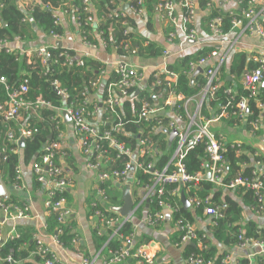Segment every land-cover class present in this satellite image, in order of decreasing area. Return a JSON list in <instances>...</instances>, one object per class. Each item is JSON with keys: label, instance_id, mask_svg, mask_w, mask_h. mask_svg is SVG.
<instances>
[{"label": "built area", "instance_id": "2783aa9c", "mask_svg": "<svg viewBox=\"0 0 264 264\" xmlns=\"http://www.w3.org/2000/svg\"><path fill=\"white\" fill-rule=\"evenodd\" d=\"M89 1L90 0H83V3L88 4ZM239 1L240 3H245L247 7L239 14L231 13L233 14L231 28L244 27L250 33L264 39V26L262 25V21H264V4L256 8L255 0ZM212 2L213 0H209L206 5V15L209 14L212 8ZM35 3L36 0H21V4L24 7H30ZM145 3L146 0H132L131 10L136 14H141L143 10H145ZM157 6L162 12V16L168 19L172 25L176 23L174 14L175 9L177 7L182 8L184 10V15L179 29L183 33L184 41L196 39V32L190 27L195 15L194 0H159ZM57 10L59 9H56L52 13L53 22L55 24H59V19L56 14ZM86 10L89 11L88 8ZM112 15L122 16L125 14L113 12L112 14L109 13L108 17ZM244 20L246 21L245 24ZM86 21L87 23H92V16L87 17ZM97 21L100 22V20ZM76 22L84 43L88 46L97 45V43L86 39L85 33L81 31V25L77 19ZM207 27L211 32L221 35L219 41L220 47L223 44H228L229 48L233 46L234 40L232 41L229 39L227 34L223 33L221 30L220 17H211L207 21ZM98 34L101 38V43L106 45L105 39L101 37L102 31H98ZM52 36L54 38L59 37L55 34ZM173 36L174 34L169 32L167 36L168 40H172ZM6 43V39L0 38V51L13 53L15 55V60H18L19 54L8 47ZM52 48L56 47L39 45L27 51H22L21 54L27 58L28 65L32 66L35 60H39L40 64L44 66L46 62L50 61V49ZM65 52L66 51H64L63 54L66 55ZM168 54L169 51H163L164 56ZM216 55L217 49H212L210 52L199 56L196 60H190L188 63V69L185 71L188 76L197 68H203L206 64V67L203 68L205 84L197 94V102L193 108H188V104L194 100L196 96L184 98L182 95L175 94L171 91L166 95L163 92L161 93V91L157 93L156 97L160 96L162 98L160 103L148 101L145 98L139 99L140 106L135 113L136 120L134 123L139 121L146 122L152 119L156 122V125L150 128L146 125V131L139 130V134L135 137L138 142V152L136 154H134L124 142L117 138L116 133L123 132L124 123L122 122L121 116L123 113L122 101L131 96L133 93H131V89L136 87V84L142 80L140 68L123 61H117L113 64L112 68L116 75V80L106 86V95L101 107L94 108L95 111L100 109L102 114L105 115L104 121L99 129L90 118L92 112L89 109L90 99L86 89L80 92V102L78 104H68L66 103V99L69 96L67 91L61 88L58 80L54 79L50 83L51 87L64 99L63 106L54 107L49 101L43 100L40 96L34 99L28 97V77L20 76V78H18V84L15 86L10 85L6 77L0 74V88L3 90L5 96L3 100H0V117L2 118L4 126L7 128L5 139L8 143L16 146V152H19V149H21L19 146L20 140L33 137L38 133V128L28 123H24L19 127L17 124V130L15 132L10 123L16 122L24 114L41 120V111L44 108L52 109L56 113L55 138L46 141L42 145L38 159L35 157L32 162L33 175L38 185L42 188L45 196L44 206L46 212L48 214H54L58 224H62L70 215V210L65 204L66 199L63 192L71 184V179L66 174L63 167L58 165L57 162L59 158L58 154L61 149L60 125L62 120L65 119V116L69 117L73 132L80 137L83 153L86 155L91 154L90 157L87 158L85 166L97 171V191L102 203L105 202V195L100 187L101 184L107 181H114L122 187V184L127 182L131 170L137 167L143 172L149 173L151 177L149 179L150 183L144 185L142 188L143 191L137 192L138 201L133 205V213L144 203H151L150 197L155 194H157L158 205L162 206L161 210L153 212L147 211L142 217V220L149 225H155L164 220V209L169 210V212L175 209L167 198H163L165 185L168 184H177V192L180 195V192L183 191L189 204L188 208H201L202 213L212 219V224H215V218L220 217L219 207L208 203L209 196L200 198L196 194H189L191 186L198 185L202 180L209 181L214 186L222 189H233L237 187L250 189L253 193L256 205L263 209L264 171L261 168L260 161H254V169L251 170L249 174L244 175L243 172L239 171L227 183H223L222 177L227 167V150L223 141L217 139L210 131L209 127L212 121H218L222 116L228 117L229 114H231L239 117L241 123L249 125L252 133L264 130V91H262V89H264V57L255 59V61L259 63L258 68L251 72H245L241 78L242 88L248 91V96L240 97L234 103L233 111V104L229 100L225 105L218 106L219 112L215 113L212 118H206L201 114L202 105L205 100L210 101L213 99L214 93L221 83L219 80V67L222 61H218L214 66H207V60ZM75 57L76 64L83 66L84 57L86 56L82 55ZM103 74L104 70L100 69L97 71L96 76L89 80L88 86L90 89H93L100 82V77L103 76ZM152 76L154 78L151 84L152 86L166 85V87H169L171 84L175 83L177 79V74L173 71H169L165 66H163L161 70L157 69L153 71ZM231 92L232 89L227 90V93ZM260 92H262V98L255 100L256 106L260 110L259 116L249 119L247 99ZM139 95L137 97H139ZM180 101H182L183 114L178 111L180 106L177 105V102ZM226 108H231V113H228L225 110ZM164 114L167 115V120L165 122L163 119L158 118V116H163ZM160 128L165 131L167 139L169 131L172 129L177 130V135L174 138V140H176V147L168 163L161 170H154L152 162H148L144 165L143 162L139 160V156L155 155V149L152 146L148 134L152 131L156 132ZM200 142L204 145L201 170L195 174H189L183 159L187 151ZM235 145L237 146L236 153H241L243 148L240 143H235ZM113 150L116 151L114 157L111 155V151L113 152ZM120 155H124L128 157V159L124 163V166L118 169L113 165L118 160H121L119 159ZM251 156L257 157L258 155L254 152L251 153ZM207 171L210 172L208 179L205 178ZM2 179L3 177L0 174V184L4 188ZM11 186L16 190L21 188L19 164L16 168L15 182ZM6 198L7 196L5 194L0 197V212L6 215H13L14 217H24L27 215V205L20 207L11 201L6 202ZM93 216L96 217L97 222H99L102 227L111 229V232L108 233L110 236H117L120 226L130 219V217H124L123 220H120L119 216H113L99 209H95ZM174 222L180 230V242H193L196 243L199 248H202L198 231L189 217H178ZM60 233L61 231L58 230L53 236L54 241L58 244H60L58 238V234ZM111 233L113 234L111 235ZM14 237H17V233L0 234V247L6 240L13 239ZM238 238L241 239V235L238 236ZM132 239L133 236L127 238L124 244L114 251L110 261L117 263L130 259L136 264H155V255L148 251L147 246L143 244L133 245ZM238 245L239 247H254L256 249L255 254L259 256L264 255V241L244 239ZM30 253L36 254L42 264H64L57 256L49 252L45 246L40 245L38 242H36L35 248ZM3 261L11 264H18V262L13 260L11 255H0V263ZM186 264H214V261L212 259L204 260L203 257L198 254H191L186 258ZM219 264H240V262L236 259L232 260L230 255L226 254L221 258ZM248 264H251L250 261Z\"/></svg>", "mask_w": 264, "mask_h": 264}, {"label": "trees", "instance_id": "16d2710c", "mask_svg": "<svg viewBox=\"0 0 264 264\" xmlns=\"http://www.w3.org/2000/svg\"><path fill=\"white\" fill-rule=\"evenodd\" d=\"M156 0H146L148 7L151 8ZM209 0H198L197 3L199 8H206ZM21 0H0V38L11 39L15 36H25L28 31V27L34 24L38 29L45 35H62V27L59 24L53 22L52 13L56 10H62L69 12L74 15L77 21L80 23L81 31L85 33L86 39L94 42L91 36L92 23H87L86 19L92 16L94 22V14L86 9L93 5L96 8L97 20H100L97 24V31H102L101 37L106 41V45L113 44L117 46L116 50L121 53H127L125 46L131 45L134 42L133 34L128 30L126 23L130 21V17L126 15H119L108 17L109 13L118 12L123 13L117 6L120 0H90L88 4L83 3V0H36V3L30 7L22 8L20 6ZM20 3V4H19ZM153 3V4H152ZM48 7H46V6ZM245 7V3H241V8ZM184 11V10H183ZM234 14V13H233ZM233 14L222 13L215 8H211L208 15H206V20L208 21L211 17L218 16L221 18V30L226 32L231 27V19ZM239 14V13H238ZM138 46L142 51L154 56L159 55L161 48L157 47L155 44L149 43L144 47L138 43ZM208 49H202L199 51L197 57L205 54ZM66 51V55L63 52ZM51 57L50 61L46 62L42 66L39 60H35V63L30 66L26 65L25 61L20 63L15 60V55L13 53H5L0 51V74L5 76L10 85H17L18 78L28 77L29 91L28 97L34 99L40 96L43 100L49 101L54 107L63 106L64 99L61 95L57 94L55 90L51 87V81L54 79L58 80L61 88L67 91L68 98L66 103H79L80 102V92L85 90V86H88V82L95 75V69L99 67V64L93 60L84 59V65L79 66L76 64L75 53L73 51L63 50L59 47L50 49ZM197 57H192L191 55H184L179 61L174 65L167 66L169 71H173L177 74L176 82L171 84L169 87L166 85L152 86V81L154 80L152 74L149 76L148 80V90H142L139 97H128L122 101V122L124 123L123 132H117V138L124 142L131 151L136 154L138 152V142L136 136L139 134V130L146 131V125L149 128L156 125L152 119L150 121H139L134 123L136 120V111L140 106L139 99L145 98L148 101L152 100V95L160 91L166 95L169 91L180 94L184 98L197 96L201 88L205 84V77L200 74L194 77L193 82H190V77L185 73L188 69V63L190 60H196ZM259 63L246 60L243 53L239 52L234 55V59L229 66L228 73L233 76L232 81L226 80L223 67L220 68L219 80L221 84L218 86L214 93L213 99L205 100L202 108L201 114L206 118H212L215 113L219 112L218 106L225 105L229 100L233 104L232 111L234 110V103L242 96H248V91L243 89L241 84L238 82L241 80V74L243 72H251L258 68ZM47 71V72H45ZM19 73V74H18ZM23 73V74H21ZM241 77V78H240ZM241 82V81H240ZM151 85V86H150ZM235 86L233 89L232 86ZM228 89H232L231 93H227ZM264 91V89H262ZM5 98L3 90L0 88V100ZM262 98V92L255 94L247 99L248 108V118H256L259 116L260 110L256 106V101ZM232 99V100H231ZM179 105L178 111L183 114L182 101L177 102ZM176 107V106H175ZM228 113H231V108L225 109ZM55 111L52 109H42L41 120L32 123V126L38 128V133L31 138H25L23 140V145L21 147L24 162H29L32 158L38 156L41 151L42 145L48 141L55 138ZM158 118L163 119L164 122L167 120V115L158 116ZM221 120V118H220ZM225 120V119H222ZM225 122L229 126H235L241 123L239 117L229 114L228 119ZM12 129L16 132L17 124L10 123ZM7 128L2 122L0 117V174L3 177V183L5 185H12L15 182L16 168L19 164V153L15 151L16 146L14 144L8 143L5 139ZM50 135V136H49ZM148 137L155 149V155H144L139 156V160L143 164L152 162L154 170H161L171 158L173 151L176 147V140H169L166 138L165 131L160 128L156 132H149ZM218 137V136H217ZM219 138V137H218ZM226 147V158L227 167L224 176L222 177V182L227 183L237 172L241 171L244 175L250 173L254 169V161L262 162L261 157L248 156V154H243L242 152L237 154V146L229 142L223 141ZM106 146V144H105ZM253 151V150H249ZM116 151H111V155L115 156ZM204 154V145L202 142L195 145L193 148L189 149L183 159L186 165L187 172L189 174H195L201 170V164ZM69 152H65L64 158L69 157ZM71 159V158H70ZM117 162L114 163V167L121 169L128 157L120 155ZM68 161V160H67ZM58 162V160H57ZM58 165L59 164L58 162ZM130 175L132 177L131 183V195L133 203L136 204L138 199L135 196L136 192L139 190L143 191V187L149 184V179L151 175L149 173L143 172L141 169L135 167L131 170ZM36 182V180H35ZM101 189L105 195V202L96 200L95 207H92L90 214L93 215L95 209L104 211L113 216H119V214L113 212L111 207L120 206L122 204V188L118 186V183L114 181H107L101 184ZM177 184L165 185V190L163 193V198H167L173 205L175 209L171 212V219L175 220L178 217H189L193 220V214L199 215L202 213L201 208L192 209L184 208L180 203L179 193L177 192ZM182 188V187H180ZM228 190L229 192H226ZM65 195V190L63 192ZM189 194H196L200 198H205L209 196V204L216 205L220 210V217L215 218V224L209 225L208 231L211 234L210 238L208 235L198 231L200 242L202 248H199L196 243H187L183 247V256L188 257L191 254H198L203 257L204 260L212 259L214 264H219L224 253L217 255L216 247L212 244V240L223 244L224 246H237L244 239H252L264 241V228H258L256 224L248 221L246 224H240L241 213L243 205L255 206V199L253 193L250 189L237 187L233 189H222L220 187L214 186L211 182L202 180L198 185L191 186V191ZM157 194L150 197L151 203L147 211L153 212L161 210L162 206L158 205ZM241 196L242 204L237 201L236 197ZM10 201L15 202L19 205L24 203L18 202L14 196H10ZM6 202H9L6 199ZM22 205V206H23ZM143 205L137 208L135 211L136 218L142 217ZM146 214V213H145ZM144 214V215H145ZM48 224V230L53 232L61 231L58 234V238L63 245H67L70 240L74 237L70 234V229L67 228L65 224H58L54 214L46 220ZM96 228L95 233L100 236L101 242L106 240L105 233L111 232V229L105 228L100 225ZM243 230V231H242ZM101 231H104L101 233ZM17 237L13 239L6 240L0 247V255L6 256L11 255L13 260L16 262H21L22 264H33L28 258L30 257V252L35 248L36 242L31 237V231L28 227H23L21 225L16 227ZM101 233V234H100ZM133 225L132 219L125 221L118 230V235L112 237L108 241L107 246L111 248L112 252L116 251L119 247L124 244V241L133 236ZM241 235V239L238 236ZM179 233L173 238V242L176 245H180ZM133 240V239H132ZM138 242L133 245H140ZM217 255V256H216ZM39 258V257H38ZM240 264H248L249 261L246 258L239 260ZM0 264H11L6 261ZM163 264V263H157ZM255 264H264V257H258Z\"/></svg>", "mask_w": 264, "mask_h": 264}, {"label": "crops", "instance_id": "0c3cea01", "mask_svg": "<svg viewBox=\"0 0 264 264\" xmlns=\"http://www.w3.org/2000/svg\"><path fill=\"white\" fill-rule=\"evenodd\" d=\"M158 1L159 0H156L154 4L152 3L153 5L151 8L148 7L146 2L145 10H143L141 14H136L131 10L132 0H120L117 6L126 16L130 17V21L126 23V25L134 38V42L131 45L124 47V49L127 50L125 54L118 52L116 50L117 46L115 47L113 44L103 45L101 43V38L97 31V24L99 23L96 20L97 18H95L97 12L93 5L89 7V11L94 14L95 19L94 22H92L93 28L91 30V36L92 40L95 41L97 45H86L79 33L78 25L73 14L62 10L56 11L59 24L63 30L61 36L54 38L53 36L45 35L36 25L31 24L25 36H15L8 39L6 44L19 54L17 61L19 63L25 61L26 65H28L27 58L22 55L21 52L39 45L59 47L63 50L73 51L75 56L85 55L86 57H84V59L93 60L99 64V67L95 69L94 75L96 76L97 71L100 69L104 70V74L100 77V82L87 93L90 99L89 109L92 112L90 118L94 124H101L104 121L105 115L102 114L100 109L95 111L94 108L101 107L106 95V86L116 80V75L112 66L117 61H123L140 68L142 80L136 84V87L131 89V93L137 90L138 94L133 96L132 93L130 96L132 98H137L142 90L148 87L149 76L153 71L157 69L161 70L163 66L167 67L174 65L184 55L197 57L199 51L202 49H208L205 53L210 52L212 49H217V55L207 60V66H214L221 60L219 72L220 68L223 67L226 80L232 81V83L234 82L233 76L229 75L228 69L236 53L241 52L244 54L246 60L254 62L255 59L264 57V39L250 33L244 27H230L226 32L222 31L227 34L229 39L232 41L234 40V44L231 48H229L228 44H223L220 47L219 41L221 35L213 33L208 29L206 9L199 8L197 3L198 0H194L195 15L190 25L196 32V39L184 41L183 33L179 29L184 15L183 9L180 7L175 9L174 14L176 23L172 25L168 19L162 16V12L157 6ZM262 4H264V0H255L256 8ZM212 7L222 13L238 14L247 6L245 5L242 9L239 0H213ZM245 23L246 21L244 20V24ZM262 25L264 26V21H262ZM169 32L174 34L172 40H168L167 36ZM57 42H60L61 45L58 46ZM138 43L141 44V47L149 43L155 44L157 47L161 48V52L159 55L154 56L153 54L142 51ZM164 50L169 51L167 56L163 55ZM205 67L206 64L203 68ZM203 68H201L202 72L195 73V70L189 76L191 83L195 76L200 74L204 76ZM240 81L241 80L238 82L241 84ZM86 87L89 86H85V89ZM232 87L235 89L234 85ZM162 92L163 91H161V93ZM156 95L157 93L152 95L151 101L160 103L162 98L160 96L156 97ZM196 102L197 96L188 104V108H193ZM98 119H100V121L95 123ZM222 119L227 120L228 117L222 116L221 120L219 119L218 121H212L210 123L209 128L213 135L217 139L224 141V143L229 142L233 145L235 143H240L244 148L243 154L251 156V153L255 152L262 159L261 168L264 171V130L252 133L249 125L245 123L229 126L225 120ZM37 120L36 117L32 118L30 115L24 114L14 123L18 124L19 127L24 123L32 125V123H35ZM60 132L61 149L58 154V162L71 179V184L65 189V195L63 194L66 199L65 204L70 210V215L62 224L66 223L65 225L70 229V234L74 237L67 245H63L61 242L58 244L54 241L53 236L55 232L48 230V224L46 222L51 214L46 212L43 190L40 185L35 182V177L33 175L32 162L35 157L29 162H24L21 149H19L18 152L21 188L16 190L13 189L12 186L4 184V189L8 201H10V196H14L18 202L27 205L28 211L27 215L24 217H14L13 215H6L0 212V234L6 235L16 233V227L19 225L28 227L30 228L32 239L40 245L45 246L49 252L57 256L64 264H136L133 260L129 259L117 263L110 261L114 252H112L107 244L108 241L115 236H110L105 233L106 240L101 242L100 236L95 233L98 227L97 219L89 213L91 208L95 206L96 200H100L96 182L97 171L85 166L87 158L80 149V137L73 132L70 120H66V118L62 120ZM250 149L253 151H249ZM65 152H69L70 155L68 158H64ZM123 186L124 184H122V187ZM225 191L229 192L228 190ZM137 192L135 194L136 197ZM236 199L241 205V196L236 197ZM17 205L21 207L23 204ZM148 207L149 204H143L141 208L142 217L147 212ZM163 213L165 216L163 221L155 225H149L142 220V217L136 218L134 212L130 216L134 232L133 243L136 244L140 242L146 245L148 251L155 255V264L160 262L163 264H182V262H176L175 260L178 255L182 257L184 264H186V257L183 256L184 246L178 248L179 245L173 242L175 235L177 233L180 235V230L175 225L174 220L171 219V212L164 209ZM123 218L122 216L119 217L120 220H123ZM192 218V222L197 231H202L201 233L208 235L210 238L211 234L208 228L209 225L212 224V219L203 213L199 215L193 214ZM248 221L256 224L258 228H264V208L261 209L256 203L255 206L243 205L240 218L241 226ZM102 232L104 231H101V233ZM112 234L113 233H111V235ZM212 244L216 247L217 255L222 253H224V255L229 254L232 260L246 258L251 264H255L258 257H261L255 254L256 249L254 247H239V245L227 247L213 240ZM262 257H264V255ZM28 260L33 264H42L36 254L30 253ZM157 260L160 261L157 262Z\"/></svg>", "mask_w": 264, "mask_h": 264}, {"label": "water", "instance_id": "95a60500", "mask_svg": "<svg viewBox=\"0 0 264 264\" xmlns=\"http://www.w3.org/2000/svg\"><path fill=\"white\" fill-rule=\"evenodd\" d=\"M57 45H61L60 42H57ZM198 72H202L201 68H197L195 73ZM264 75V73H263ZM138 94V91H134L133 96H136ZM66 120H69L68 116H65ZM177 135V130L176 129H172L171 131L168 132V140L169 142H171L175 136ZM23 145V140H20L19 142V146L22 147ZM209 174L210 172L207 171L205 178L208 179L209 178ZM120 186V185H119ZM122 188V204L120 206H113L111 207V210L123 217H130L133 214V199H132V195H131V181L127 180V182L124 184ZM5 191L3 186L0 184V197L4 196ZM180 201L181 204L184 208H188L189 204L188 201L186 200V197L183 193V191L180 192ZM130 260V259H129ZM160 260H157V262H159ZM18 264H22L21 262H19Z\"/></svg>", "mask_w": 264, "mask_h": 264}, {"label": "rangeland", "instance_id": "374dc122", "mask_svg": "<svg viewBox=\"0 0 264 264\" xmlns=\"http://www.w3.org/2000/svg\"><path fill=\"white\" fill-rule=\"evenodd\" d=\"M21 7L22 8H25L22 4H21ZM145 90H148L149 91V89H148V87L145 89ZM86 91H87V93H88V91H90V88L89 87H86ZM99 100H101L100 98H98ZM100 121V119H98L97 121H95V123H98ZM102 121V120H101ZM102 124V123H101ZM101 124H96V126H97V128L99 129L100 128V125ZM80 149H81V151H82V153H83V149H82V145H81V143H80ZM83 155L84 156H86V158H89L90 157V155L91 154H84L83 153ZM127 180H130L131 181V183H132V177H131V175L129 174L128 175V179ZM118 186H119V184H118ZM138 191H141V190H139L138 189ZM119 217H121V215H119ZM123 217V216H122ZM180 243V245H179V247L178 248H182L187 242H179ZM176 260V262H182V264H184V260L182 259V257L181 256H177V259H175Z\"/></svg>", "mask_w": 264, "mask_h": 264}]
</instances>
